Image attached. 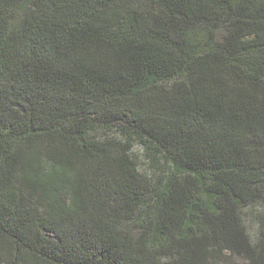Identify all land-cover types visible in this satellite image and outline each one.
Wrapping results in <instances>:
<instances>
[{
    "label": "trees",
    "instance_id": "trees-1",
    "mask_svg": "<svg viewBox=\"0 0 264 264\" xmlns=\"http://www.w3.org/2000/svg\"><path fill=\"white\" fill-rule=\"evenodd\" d=\"M259 200L264 0H0V264H264Z\"/></svg>",
    "mask_w": 264,
    "mask_h": 264
},
{
    "label": "rangeland",
    "instance_id": "rangeland-1",
    "mask_svg": "<svg viewBox=\"0 0 264 264\" xmlns=\"http://www.w3.org/2000/svg\"><path fill=\"white\" fill-rule=\"evenodd\" d=\"M240 223L245 233L252 242H257L258 237L264 241V201L259 200L240 210ZM264 250V246L261 247ZM167 259H165L166 261ZM214 264H248L246 257L224 251Z\"/></svg>",
    "mask_w": 264,
    "mask_h": 264
}]
</instances>
